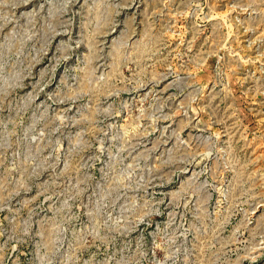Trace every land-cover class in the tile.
<instances>
[{
	"label": "rangeland",
	"instance_id": "1",
	"mask_svg": "<svg viewBox=\"0 0 264 264\" xmlns=\"http://www.w3.org/2000/svg\"><path fill=\"white\" fill-rule=\"evenodd\" d=\"M0 264H264V0H0Z\"/></svg>",
	"mask_w": 264,
	"mask_h": 264
}]
</instances>
